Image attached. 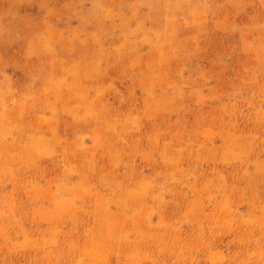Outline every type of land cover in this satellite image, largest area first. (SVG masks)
Returning <instances> with one entry per match:
<instances>
[{
  "label": "rangeland",
  "instance_id": "rangeland-1",
  "mask_svg": "<svg viewBox=\"0 0 264 264\" xmlns=\"http://www.w3.org/2000/svg\"><path fill=\"white\" fill-rule=\"evenodd\" d=\"M0 264H264V0H0Z\"/></svg>",
  "mask_w": 264,
  "mask_h": 264
}]
</instances>
